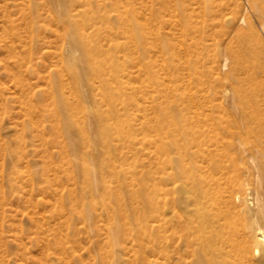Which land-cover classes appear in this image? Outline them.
<instances>
[{
  "label": "rangeland",
  "instance_id": "1",
  "mask_svg": "<svg viewBox=\"0 0 264 264\" xmlns=\"http://www.w3.org/2000/svg\"><path fill=\"white\" fill-rule=\"evenodd\" d=\"M70 1L0 0V264H171L164 248L170 210L168 182L163 173L157 174L164 161L153 153L147 138L141 143L144 136L138 125L145 117L154 122L152 96L186 97L180 24L186 0ZM89 3L96 10L107 11L120 26L118 38L124 49L132 46L133 54H121L129 71L123 81L137 88L133 99L141 100L144 109L143 113L136 108L130 114L122 112V120L129 115L140 117L133 125L138 135V162L126 151V160L116 162L137 170L136 183L127 179L122 189L103 166L108 155L90 113L96 102L91 89L85 82L80 84V100L89 112L82 117L88 126V142L83 143L64 113L63 100H58L61 90L70 97L68 102L74 100L70 80L59 74L63 62L75 68L67 53L75 31L63 20L69 9ZM131 38L137 40L134 47ZM221 40L218 35L209 42L215 48ZM255 47L264 64L260 39ZM74 54L82 56L78 50ZM142 64L150 65L164 86L151 87ZM76 69L84 80L85 71L81 66ZM227 73L228 68L220 66L209 74L211 84L218 80L219 88L210 87L206 93L207 100L222 107L232 94L233 80L225 79ZM161 108L165 110V106ZM178 111L172 113L180 118ZM118 148H112L113 155ZM85 167L94 181L92 189L85 179ZM104 181L111 186L109 190ZM158 181L162 191L155 206L159 203L162 214L161 251L153 250L149 241L155 225L149 197ZM144 222L145 228L140 225ZM192 261L189 257V264Z\"/></svg>",
  "mask_w": 264,
  "mask_h": 264
},
{
  "label": "bare ground",
  "instance_id": "2",
  "mask_svg": "<svg viewBox=\"0 0 264 264\" xmlns=\"http://www.w3.org/2000/svg\"><path fill=\"white\" fill-rule=\"evenodd\" d=\"M106 14L91 3L66 12L63 21L75 31L67 49L75 68L63 62L59 74L70 80L74 100L68 102L70 97L64 90L58 100H63L60 103L69 123L75 125L85 143L89 141L88 126L82 117L89 112L80 100V84L85 82L91 89L96 102L90 113L108 155L103 166L122 189L127 179L137 180L136 168L128 169L121 163L126 160L125 151L132 154L134 163L139 160L133 125L140 119L129 115L122 120V112L144 109L141 100L133 99L137 88L123 81L129 71L121 54L131 55L133 48L124 49L118 38L120 26ZM180 24L186 97L168 100L166 94L152 96L154 122L143 117L138 125L144 136L141 143L147 140L153 153L164 161V167L157 168V174L163 173L168 182L170 203L164 248L171 264H189V257H193L191 264H264V64L255 47L259 39L264 44V0H186ZM218 35L222 40L214 48L209 41ZM131 39L136 46L137 40ZM77 50L82 56H75ZM79 66L85 71L84 80L76 69ZM220 66L228 68L225 79L233 80L226 107L213 104L206 94L210 87L218 86V80L212 85L209 77ZM142 69L151 87L164 86L150 65L142 64ZM161 106H165L164 111ZM176 109L180 118L172 113ZM117 147L119 153L113 155L112 148ZM117 161H121L118 166ZM88 169H84L85 179L92 189L94 181ZM156 184L149 197L155 224L149 241L153 250L161 251L162 214L155 201L162 188L159 181ZM104 186L111 188L106 182ZM140 225L145 228L147 223Z\"/></svg>",
  "mask_w": 264,
  "mask_h": 264
}]
</instances>
